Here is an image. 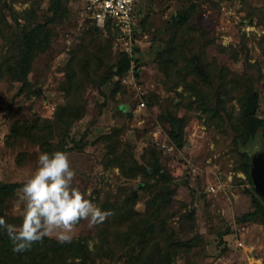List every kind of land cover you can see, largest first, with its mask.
<instances>
[{
  "label": "rangeland",
  "instance_id": "1",
  "mask_svg": "<svg viewBox=\"0 0 264 264\" xmlns=\"http://www.w3.org/2000/svg\"><path fill=\"white\" fill-rule=\"evenodd\" d=\"M136 5L141 10L133 54L140 59L134 58L125 74L115 75L120 89L114 91L112 81L100 83L125 52L116 24L88 18L86 0H62L59 19L49 24L34 52L31 85L21 91L22 82L9 68L18 52L14 40L23 36V28L52 15L50 0H0V181L22 186L40 152L60 150L54 144L46 150L47 141L43 145L25 136L22 122L51 119L58 106L76 100L78 117L68 127L55 121L52 143L69 132L66 152L77 172L73 183L86 198L101 207L131 191L138 197L136 208L144 211L151 196L147 187L169 172L174 191L164 214L173 241L193 240L188 249L181 248L177 264H264L263 223L237 220L255 207L254 169L264 163V127L254 138L245 133L244 84L228 86L226 95L218 78L207 77L226 76L230 83L238 76L253 77L260 90L258 115L264 118V0H138ZM181 10L190 13L188 25L177 30L172 23ZM5 19L13 28L6 29ZM195 68L213 84L200 79L195 85ZM220 92L226 106L216 116ZM142 100L144 107L139 106ZM113 129L134 146L145 172L126 177L119 167H109L101 137ZM247 163L252 164L251 178ZM20 187L0 195V217L17 226L22 222ZM103 226L90 227L82 220L71 242L93 250ZM0 236L4 253L12 244L5 230L0 229ZM48 238L58 242L45 237L35 244L51 255ZM118 253L97 257L94 264H125Z\"/></svg>",
  "mask_w": 264,
  "mask_h": 264
},
{
  "label": "trees",
  "instance_id": "2",
  "mask_svg": "<svg viewBox=\"0 0 264 264\" xmlns=\"http://www.w3.org/2000/svg\"><path fill=\"white\" fill-rule=\"evenodd\" d=\"M61 2L62 0H50L52 15L48 16L44 22L33 24L26 29L23 28V36H16L14 40L18 52L9 68L12 69L14 79L22 82L21 91L28 89L29 85H31L29 72L34 52L38 49L37 45L42 42L43 36L47 33L49 24L59 19ZM136 10L138 11V15H140L141 8L138 5H136ZM189 14V12L184 10L179 11L178 15L174 17L172 25L174 24L177 30L180 29V26L188 23ZM87 17L96 22L89 15ZM4 22L6 29L12 27L7 19ZM5 31L13 35L16 33V31L14 33H10L8 30ZM158 53L161 56L162 50L160 49ZM134 58L137 61L140 59L139 56H135V54L131 55L127 51L121 53L119 59L108 66L106 73L101 77L100 83L107 84L111 81L114 82L115 75H123L128 72ZM194 72L199 73V76H196L198 78L193 80L198 87L200 79L202 80L201 83L207 85L213 84V81H205L206 76H200L206 74L204 71L195 68L192 70V73ZM207 77L210 79L213 77V80L215 78H218L219 81L222 80L223 82L218 81V84L223 90L221 92L226 95L231 91L228 89V86L234 85L236 87L241 84L246 86L243 91L244 98L242 99V114L245 118L244 130L249 137H256L261 127H264V118L258 115L260 90L253 85L254 78L248 77L246 79L245 76H238L239 78H232L231 81H234L230 83V79H227L226 76ZM114 86V91L120 89L121 82H114ZM221 92L218 93V105L213 109L216 116L219 113V108L226 106L223 103ZM70 102L58 106L54 112V117L51 119H43L41 120L42 122H37L36 118L30 125L25 121L22 122V133L43 145H45L44 141H47L46 150L52 148L54 144L60 150L67 151L70 147L68 140H66L69 137V132H64L62 137L59 138L58 143H52L54 139L53 135L55 134L52 130L55 121L59 125L68 127L78 117L77 111L81 108L80 103L76 100H71ZM228 114L231 115L230 112ZM36 129L40 131V134ZM101 140L107 148L106 155L110 163V165L108 164L109 167H119L121 174L126 177H136L145 172V167L135 155L134 146L130 142L123 140L119 130L113 129L111 132L105 133L102 135ZM74 142L77 148L81 147L80 142ZM250 167H252V164L247 163L244 168L249 178H251ZM156 172L158 171L156 170ZM171 179L172 175L168 172L166 178L160 180L163 183L157 182V184H150L147 187V190L151 191V196L147 200L144 211H139L136 208L138 197L131 191H128L122 199L115 202H103L100 208L102 210H111L114 214L102 223L103 227L97 229V232L101 235V240L93 250L88 249L85 245L82 246L79 241L58 243L48 238L46 240L47 243L53 245L51 246L53 250L51 255L46 254V251H38L39 246L35 243L30 250L20 253L13 252L11 247L9 250L4 251V253H0V264H94L97 257L113 256L117 251H119L118 254L124 259L125 264H177L176 257L181 252V248L185 247L182 249H188L193 240L182 241L181 243L173 241L174 232L171 227L169 228L167 216L164 214L165 208L171 204L168 199L174 191L170 184ZM20 186L21 184L18 182L0 181V195L4 196L5 194L13 193ZM252 201L255 205L254 210L243 213L242 216L237 217V220L242 223L261 221L264 225V200L260 195L253 193ZM55 244L60 245L56 247ZM66 250H70V252ZM69 257L72 258L71 261L68 260Z\"/></svg>",
  "mask_w": 264,
  "mask_h": 264
},
{
  "label": "clouds",
  "instance_id": "3",
  "mask_svg": "<svg viewBox=\"0 0 264 264\" xmlns=\"http://www.w3.org/2000/svg\"><path fill=\"white\" fill-rule=\"evenodd\" d=\"M76 176L66 151L39 153L35 169L17 190L23 203L22 222L17 226L0 217V229L6 231L13 252L30 250L45 237L70 243L82 220L91 227L104 223L114 214L86 198L85 193L74 186Z\"/></svg>",
  "mask_w": 264,
  "mask_h": 264
},
{
  "label": "built area",
  "instance_id": "4",
  "mask_svg": "<svg viewBox=\"0 0 264 264\" xmlns=\"http://www.w3.org/2000/svg\"><path fill=\"white\" fill-rule=\"evenodd\" d=\"M138 0H86L87 13L96 20L98 24L112 22L116 24L119 32V41L124 51L133 55L134 40L136 36L138 11L136 4ZM145 101L139 103L144 107ZM214 190V186L210 187ZM244 245V242H239Z\"/></svg>",
  "mask_w": 264,
  "mask_h": 264
},
{
  "label": "water",
  "instance_id": "5",
  "mask_svg": "<svg viewBox=\"0 0 264 264\" xmlns=\"http://www.w3.org/2000/svg\"><path fill=\"white\" fill-rule=\"evenodd\" d=\"M254 174L256 178V190L264 200V163L258 166V169H254Z\"/></svg>",
  "mask_w": 264,
  "mask_h": 264
}]
</instances>
